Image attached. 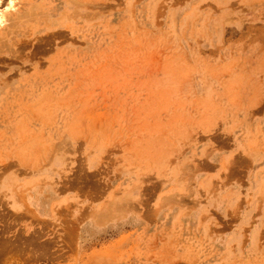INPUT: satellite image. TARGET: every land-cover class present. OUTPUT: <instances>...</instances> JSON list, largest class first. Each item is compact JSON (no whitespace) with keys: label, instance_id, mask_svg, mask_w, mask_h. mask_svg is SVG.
Segmentation results:
<instances>
[{"label":"rangeland","instance_id":"rangeland-1","mask_svg":"<svg viewBox=\"0 0 264 264\" xmlns=\"http://www.w3.org/2000/svg\"><path fill=\"white\" fill-rule=\"evenodd\" d=\"M0 3V264H264V0Z\"/></svg>","mask_w":264,"mask_h":264},{"label":"bare ground","instance_id":"bare-ground-1","mask_svg":"<svg viewBox=\"0 0 264 264\" xmlns=\"http://www.w3.org/2000/svg\"><path fill=\"white\" fill-rule=\"evenodd\" d=\"M2 4H3V2H1ZM0 3V4H1ZM8 4H11V1H10V3L9 2H7V6L8 7H11V5H8ZM34 5H37V4H34ZM6 6V7H7ZM32 7V6H31ZM30 7V8H31ZM35 8H36V6H34ZM33 7V8H34ZM29 8V9H30ZM33 8H31V9H33ZM5 9H7V8H5ZM10 9H12V8H10ZM14 9V8H13ZM34 10V9H33ZM32 10V11H33ZM36 10H37V8H36ZM31 11V10H30ZM3 12V11H2ZM31 13H33V12H31ZM3 14H5L4 16H3ZM25 15V16H24ZM26 12H24V11H21V12H17V14H13V13H7V16H6V11H4L3 13H1L0 14V24H2V21L4 20V18L6 17L7 18V21H8V24H7V22L5 21V23H6V25L9 27V29H14V28H16L19 24H20V21H23V20H25V19H27V17H26ZM34 15V14H33ZM4 17V18H3ZM23 17L25 18V19H23ZM5 18V19H6ZM22 19V20H21ZM28 20V19H27ZM26 21V20H25ZM24 22V21H23ZM2 30H4V29H2ZM13 33V32H12ZM6 34H7V32H6ZM0 35H1V33H0ZM13 38V37H12ZM39 39V38H38ZM45 39V38H44ZM8 40V39H7ZM40 41V40H39ZM3 43H5V42H3ZM26 43V42H25ZM24 43V44H25ZM1 44V43H0ZM6 45V44H5ZM37 45V44H36ZM2 46V45H1ZM3 46H4V44H3ZM23 46H25V45H23ZM34 47V46H33ZM0 48H2V47H0ZM24 48H26V47H24ZM42 48V47H41ZM39 49V48H38ZM7 51V50H6ZM32 51V50H31ZM11 52V51H10ZM2 59V58H1ZM9 60H11V58L9 59ZM8 61V60H7ZM11 181H12V177L10 176L3 184H2V187L3 188H8V186L11 184ZM172 196V195H171ZM1 198V197H0ZM2 201H5V200H0V202L2 203ZM5 203V202H4ZM1 205V204H0ZM4 206V205H3ZM10 238V237H9ZM49 242V241H48ZM20 243V242H19ZM66 243V242H65ZM70 243V242H69ZM23 244V243H22ZM6 245V244H5ZM6 247V246H5ZM31 247V246H30ZM37 247V246H36ZM48 247V246H47ZM51 248V247H50ZM10 249V248H9ZM28 249V248H27ZM36 249V248H35ZM4 250V249H3ZM20 251V250H19ZM27 254V253H26ZM30 254V253H29ZM50 254V253H49ZM39 255V254H38ZM8 256V255H7ZM23 258V257H22ZM15 260V259H14ZM3 261V260H2ZM28 261V260H27ZM97 261V260H96ZM100 261V260H99ZM17 262V261H16ZM95 262V261H94ZM12 263V262H11ZM20 263V262H19Z\"/></svg>","mask_w":264,"mask_h":264}]
</instances>
